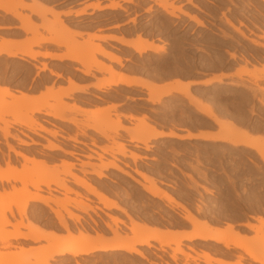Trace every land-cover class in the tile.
Instances as JSON below:
<instances>
[{"label": "rangeland", "instance_id": "obj_1", "mask_svg": "<svg viewBox=\"0 0 264 264\" xmlns=\"http://www.w3.org/2000/svg\"><path fill=\"white\" fill-rule=\"evenodd\" d=\"M179 1L180 4H177L176 0L168 2L172 6L171 8H173L176 22L167 21L162 15H159V17L155 16L157 21L161 23V27L164 25L165 29H168L167 34L171 36L173 34L172 30H175L174 38L170 37L169 39V42L172 43L173 46V57L171 61L165 59V67L171 70L177 69L185 75H188L190 79H193L196 76H201L202 74H200V72H206L208 70L230 71L235 64H237L235 63L237 59L241 66H238L235 70L233 74L234 78L232 77L230 82L237 83L240 85L239 88L223 89L221 87L214 91H208L206 89V91H203L201 89H194V87H188V91L193 92V94L200 92L204 102H208L214 107L223 110L228 118L234 121L237 127L247 130L251 134H258V136L264 138V107H259V103L256 101L258 98L264 100V94L258 91V89L264 87V81L260 79L264 70V39L262 38L264 35V3L260 0ZM18 8L24 9V7L20 5L15 6L16 13L21 15L20 12L17 11ZM148 10L150 11L151 9L149 8ZM189 17L201 20L202 26H196ZM226 20H229L238 31L243 33L245 38L240 36L238 31L229 27L225 22ZM28 21L29 23L31 22L30 20ZM21 27H23L22 24ZM1 40L5 41L0 37V41ZM250 40L257 41L260 46H253ZM6 41L18 45L22 41L24 42V39L18 42ZM99 48L101 47L99 46ZM97 56L98 55H96V57ZM45 66L48 67L47 64H45ZM72 68L71 66L66 70L73 72ZM240 69L246 71V73H241L240 76H236L235 73ZM31 72V66L28 63L6 59L5 56H0V84L4 82L8 88L13 90L15 88L13 85V77H29ZM245 78L247 79L246 81L244 80ZM30 91L31 90H29V92ZM251 91L255 92V94L253 95ZM123 92L124 91H118V93ZM163 99L164 98L160 100V105L158 104L157 107L148 109L140 108L141 111L144 112L143 115L148 118L146 121H150L154 124L162 122L165 124L171 123L173 126L178 125L177 123L180 120L181 122L183 120V122L187 121V123L181 125V128H190L194 125L203 126L206 124H211L209 125L211 128L214 125L206 117L197 113L195 115L191 112L193 108L186 104L184 99L180 97H170L167 100H172L168 102V104L164 103ZM47 102L48 104L53 103L50 99ZM163 104H166L167 107H163ZM44 109L48 110L49 107L46 106ZM18 111L20 110H13V112ZM112 113L116 114L114 112ZM70 115V117L79 120L80 123H85L82 113L73 112L70 113ZM79 115L82 117L79 118ZM38 116L39 115H35L32 117L36 124L42 126L36 118ZM112 116L113 115L110 116V120H114ZM3 118L11 120V116L9 115L3 116ZM0 126H2V123H0ZM12 127L15 126L12 125ZM79 128L83 132L86 130L83 126ZM115 138L113 142L121 141L124 143V140L121 139L118 134L115 135ZM107 142L109 145L101 149H106L107 151L110 147H114V145H111V142ZM151 142L152 141L149 140L147 145L157 147L158 151L164 154L160 156L162 160L155 165V167L149 166L146 167V169L139 167L138 164L136 165V160L133 170L136 169L151 175L156 180V186H162L161 188H163V190L165 189L166 192L174 196L178 202L185 208H188L198 219L206 220L213 226L218 227L232 225L233 230H235L236 228L234 225L236 224L248 223L258 216L264 218V164L252 151L242 150V148L232 149L228 145H223L221 147L201 141L160 142L159 144ZM262 146L264 147V142ZM124 149L126 150V146ZM150 149H152V147H150ZM102 153L109 154V152ZM127 153H129V151L126 150L125 154ZM137 155L141 156V153ZM117 156L118 155L111 157V160L103 159V162H116V165L122 170L132 173L128 163L122 165V163L117 161ZM158 156L155 154L156 158ZM249 160L258 164L262 168V172H254L253 164ZM153 161L156 162V159H153ZM88 166L91 169L90 172L97 170L95 166ZM63 168L64 167L61 166H54L53 171L55 174H59V178L63 179L61 182L71 191L67 192L56 186H50L49 190L46 189L47 193L42 191L43 189L45 190L44 187H41L40 189L42 190L36 192L50 198L64 199L63 196H54L56 193H53L52 189L62 191L66 196L64 205L65 210L72 215L71 220L80 227L79 232H84L85 229L80 225V222L83 220L82 212L73 208L75 207L73 203L74 201L81 200L90 205V203H92L90 199L91 196L80 186L71 188L66 181L67 177L70 178L71 176L61 175ZM10 169L18 172L15 167L10 166ZM47 169L49 172H47ZM43 170V173L46 172L52 175L50 174L52 173V171H50L51 168L45 167ZM113 173L117 175L116 178L111 176ZM103 174L105 177L101 180H86V182L98 186L101 189H111L112 194L106 192L107 195H104L109 200H114L113 202L116 201L115 203L123 210H118V214L121 213L126 215V212L130 211L134 214L136 220L150 222L161 227H181L186 229L190 226L179 216H176L177 219L174 218L167 209H163L160 204L150 200L148 194L132 186L131 184L134 183L129 178L111 169H107ZM71 178L73 180L74 176ZM108 179H115L116 184L111 185ZM158 181H162L165 184H160ZM193 183H196V186ZM11 185L20 188L17 182L2 183V185L0 184V191H11ZM203 188L209 190L211 195L205 193ZM78 190H82L84 193ZM30 192L35 193V190L30 189ZM49 206L51 208L57 207L55 204H49ZM10 209L12 215L7 214L10 225L4 228L5 235L15 233L13 226L20 222V218L11 204ZM26 209V217L21 220L24 226L27 225V221L39 227L49 221L50 217L47 214V208L43 205L32 203L27 206ZM67 216V214H64L65 218ZM75 217L78 218V221ZM107 218L110 222L107 224L113 229L114 227L112 226L111 219L121 220L115 213H111V216H107ZM67 220L68 219H66V222ZM54 221L56 222L55 219ZM67 228L70 231L68 223ZM117 229L118 227L115 228L116 232ZM236 231L248 238L253 236V232L245 228H241L240 230L237 228ZM20 232L29 233L25 228L20 229ZM38 243L45 244L43 240H39L38 242L24 240L7 241L6 243L0 242V253L16 254L20 252L19 248H21L28 254H31L38 248L34 247V244ZM199 243L200 242H198V244ZM255 243V241L249 240L246 244L254 245ZM218 246L220 248H214L210 245H207V247L189 245V248H193L194 250L195 248H200L215 255H221L222 245ZM182 248L184 251H187L186 247L183 245ZM144 253L148 262L156 263L157 260H160L155 254L148 253L147 251ZM237 260L239 259L237 258ZM148 262L127 254L101 253L94 254V256H79L75 258L63 256L60 260L55 259L50 264H148ZM186 263L188 264V262Z\"/></svg>", "mask_w": 264, "mask_h": 264}, {"label": "bare ground", "instance_id": "obj_2", "mask_svg": "<svg viewBox=\"0 0 264 264\" xmlns=\"http://www.w3.org/2000/svg\"><path fill=\"white\" fill-rule=\"evenodd\" d=\"M156 1L158 2V6L165 12L167 16L175 18L173 8H171L172 6L169 3L162 0ZM260 1L264 3V0ZM0 8L6 12L12 13V16L15 19H22L19 14L14 12V7H5L0 4ZM41 14H43V12H41ZM189 19L192 20L196 26H202L201 20L194 17H189ZM225 22L229 27L238 31L229 20H226ZM59 26H61V23L56 20L51 23L50 26L46 27L45 30L49 32ZM22 30L25 33H30L32 38L20 43L19 45H16L12 42L0 44V56L3 55L9 59L27 62V59L33 60L39 55L38 52H32V47L39 46L41 44H50L63 47L65 50L64 54H46L45 56L50 58L54 57L58 60L66 59L78 64L80 68H74L73 70L82 75H90L92 70L107 73L109 78L99 81L94 86L95 89L105 91L110 89L112 86L140 85L147 90L148 101L151 104L159 105L162 98H169L172 96V94H177L182 99L186 100V103L189 106L193 107V113L195 115L196 113L202 115L209 119L214 125H216L217 132L212 134L194 133L189 130H185L184 132L180 130H173L182 129L179 128L181 126L178 125L172 126L173 129L167 132L157 131L154 124L146 122V119L148 118H146L144 115L137 119L131 115L124 116L129 120L135 119L137 121V125H135L133 128L125 127L120 121V116L112 113L115 109L114 105H98L93 111H89L83 110L75 104H66L63 101L64 98H68L75 91L83 90L81 88H77L75 84L69 80L68 83L71 87L69 92H54L52 88H46L42 98L40 99L31 97L29 98L25 95L14 97L10 89L0 88V123H2V126H0V133L3 136V139L6 140L8 138H12L16 139L23 145H27V143L24 141L19 140L17 136L10 135L9 129L12 127V125L25 127L33 134H37L38 131H40L47 132L48 134L55 137L57 135L55 131H49L43 128L40 124H36L33 117L34 115L41 114L56 121L66 123L76 129H80L79 127L81 126L82 128L83 126L84 129L90 130L98 136L104 138L106 141L111 142V145H114V147H110L107 151L106 149H101L102 152H109V154H106L110 157H114L115 155L123 158L128 157L133 162L141 159V156L132 152L125 154L126 150L124 149L125 144L123 142H113L115 135H117L118 132H122L128 137V141L131 144H134L135 146H137V144H141L142 149L144 150H149L151 147V145H147L149 140L156 141L159 137L175 142L196 140L206 143H214L215 145H219L221 147L223 145H228L232 149L242 148V150L252 151L254 155L257 156V158L260 159L264 164V147L262 146L264 142L263 137L251 134L249 131L237 127L234 121L228 117L226 119H222L218 112L214 110L212 104L202 100L200 92L193 94V92L188 91L189 85L200 86L202 87L201 89L203 91H214L215 89H219L221 87L223 89H237L240 87V85L237 83L222 82L220 77H215L208 82L192 81L184 83L177 80L164 86H156L153 83L147 81L139 82L138 79H130L117 74L115 70L112 69V67L105 66L104 63L97 60L95 55L97 54L103 57H108L117 64H121L120 59L115 58L103 49L98 48V45H94L91 42H77L73 40V33L68 30H65L64 32H61L60 30H54L51 32V36L49 38L36 35L33 25L29 22L26 23ZM238 32L240 36L245 38L243 33L240 31ZM262 38L264 39V35ZM250 42L253 46H260L255 40H250ZM130 47L137 54H141L146 49L152 48L151 45L146 44V42L140 39H138L134 44L130 45ZM160 50L165 51L164 48H160ZM46 69L47 68L45 65H42L41 68L35 67L36 76L38 75V72L45 71ZM49 73L54 77H59V74L51 70H49ZM241 73H246V71L240 69L235 74L236 76H240ZM260 79L264 81V70ZM258 91L264 94V87L258 89ZM251 92L253 95L255 94V92ZM49 99L53 101L52 104H48L47 101ZM171 100H168L164 103L168 104V102ZM256 101L259 103V107H264L263 99L258 98ZM46 106L49 107L48 110L44 109ZM162 106L167 107L166 104H163ZM14 109H19L20 111L13 112ZM73 112L82 113L85 123H80L79 120L68 116ZM6 115L11 116V120L4 119L3 116ZM111 115H114V120L109 119ZM183 121L181 122L182 124L187 123V121ZM68 140L79 142L75 137L68 138ZM30 143L33 145L35 144L33 141ZM6 146L9 151L21 157L23 164L18 172L11 170L9 164H6L5 169L0 168L1 185L2 183L10 182H17L20 185V188H16L11 185V191L9 192H5L4 190H2V192L0 191V242L6 243L7 241L17 240L38 242L39 240H43L45 244L38 246V248H36L31 254H28L21 248H19L20 252L16 254L0 253V264H50L55 259L60 260V258L63 256L75 258L79 256H88L101 253H114L122 255L127 254L148 262L144 253L145 251L139 248L144 247L148 250H160L154 248L151 245V242L157 243L159 248L164 247L170 249L172 252L170 256L172 261H176L177 256H184L188 260H191L193 264H198L199 258L202 259L205 264H227L219 259L212 258L207 253H203L198 258L191 257L182 248V241H201L203 243L210 244V246L214 248L219 247L218 244L222 245L225 249L234 248L243 252L252 262L264 264V218L258 216L255 218L256 224H243V227L253 232V236L251 237L252 239L240 234L236 230H233L232 225H226L222 229L217 228L206 220L198 219L189 211L188 208H185L180 202H178L174 196L170 195L162 188L156 186V180L151 175L140 172L136 169L132 170V173L126 172L117 166L116 162L113 163L108 161V163H104V158L102 155H96L100 163L98 165H92L95 166L97 170L89 172L91 175L96 177L98 180H101L105 177L103 172L107 169H111L122 176L129 178L134 184L140 186L143 192L152 198L165 201L169 210L172 208H179L182 211L179 217L190 225V231L178 233L167 228L161 231L129 218L130 224L128 230L131 234L130 237L125 236L120 238L116 234L117 232L115 228L118 227V224H123V222L118 219H111L114 229L110 225L105 224V228L113 234L112 239H106L99 233H96L94 237H91L85 231L79 232V234L74 237L67 228L66 219L71 220L72 215L64 208L66 199L65 194H63L64 199H55L36 192L40 191L41 187L49 190L50 186H56L57 188L64 189L67 192L71 191L61 182L63 179L59 178V174L54 173L53 166L50 167V171H52L50 174L52 175H49L46 172L43 173V169L46 167L44 163L35 162L33 159L27 158L24 155L15 152L8 144ZM47 148L50 150L59 149L52 143H49ZM249 161L253 164L254 172H262V168L258 164L253 163L251 160ZM61 167L65 168V170L63 168V172L61 171V175H71L70 169L73 167L72 164L63 163ZM47 172H49L48 169ZM134 175L139 177L143 183L138 181ZM158 182L160 184H164L162 181ZM73 183L83 188L88 195L96 198L105 209L123 211L115 202L109 200L104 194L98 191L94 185L87 183L86 179L74 176ZM193 184L196 186V183ZM30 189H34L35 193L30 192ZM52 191H54V189H52ZM203 191L211 195L209 190L203 188ZM32 203L41 204L45 208L49 209V212L56 220L57 225L66 231V236L61 237L53 233L45 234L39 226L28 221L27 225L24 226L21 220L25 219L27 210L26 208ZM10 204L15 208L20 218V222L13 226L15 233L5 235L4 228L10 225L7 214L12 215ZM49 204H55L57 207L51 208ZM73 204L75 205L73 208L78 209L80 212L85 214L92 210L90 205L81 200L74 201ZM62 211L63 213L65 212L64 214L68 215L66 218L64 217ZM75 219L78 221L77 217H75ZM22 228L27 229L29 233H21L20 229ZM249 240L255 241L256 243L254 245H247L246 243ZM186 250L189 252H194V249L189 248V246H186ZM237 257L239 260L243 259L240 255ZM148 264L157 263L148 262ZM185 264L187 263L185 262ZM236 264L241 263L238 261Z\"/></svg>", "mask_w": 264, "mask_h": 264}, {"label": "crops", "instance_id": "obj_3", "mask_svg": "<svg viewBox=\"0 0 264 264\" xmlns=\"http://www.w3.org/2000/svg\"><path fill=\"white\" fill-rule=\"evenodd\" d=\"M162 1L168 3L169 1H173V0H162ZM176 1L177 4L180 2L179 0ZM0 4H2V6L5 7L12 6L15 8L16 5H20L24 7V9H20V8L17 9V11L20 12L21 14L20 16L22 17V19H15L12 16V13L6 12L0 8V37L5 40V41L1 40L0 44L9 42L6 40L18 42V41H22L23 39L24 41L31 39L32 35L30 33H25L22 30V28L26 25V23L29 22L28 20L32 22L30 23L34 27L35 34L41 35L42 37L49 38L51 36V32H53L54 30H60L61 32L68 30L73 33V40L77 42H87V41L91 42L94 45L100 46L101 49L108 52L110 55L114 56L115 58L120 59L121 64H117L108 57H103L98 55L97 58L96 57L97 54L95 55L97 60L104 63L105 66L112 67V69L115 70L117 74H120L130 79H138L139 82L147 81L153 83L156 86H164L168 83L177 80L184 83L185 82L188 83L192 81L208 82L209 80L215 77H220L222 82L231 83L230 81L233 77L235 70L238 68V66H241V64L236 59L235 63L237 64H235V66L230 71L208 70L206 72L205 71L200 72V74L202 75L196 76L193 79H190L188 75H185L183 72L177 69H172V70L167 69L165 67V59H167V61H171L173 57L172 56L173 46L172 43L169 42V39L170 37L174 38L175 30H172L173 34L171 36L170 34H167L168 29L166 30L164 25H162L161 27V23L157 21L155 16L159 17V15H162L163 18H166L167 21H173V22H176V19L167 16L165 12L158 6V2L156 0H0ZM149 8L151 9L150 11L148 10ZM14 12L16 13L15 9ZM41 12H43V14H41ZM56 20L61 23V26L56 27L49 32L46 31L45 28L50 26L51 23H53ZM21 24L23 27H21ZM138 39L146 42V44L148 45H151L152 48L146 49L141 54L135 53L130 47V45L134 44ZM32 48H33L32 52H38L39 55L36 56L33 60L27 59L26 63H28L31 66V70H32L31 75L29 77H18V78L14 76L13 85L15 88L13 90L11 88H8L4 82L0 84V88L10 89L14 97H20V95H25L29 98L31 97V98L40 99L42 98V95L44 94L46 88H52L54 92L56 91L69 92L71 90V87L68 83L70 80L75 84L77 88H81L83 90L73 92L68 98H64L63 101L77 100V99L83 101H90L92 99V96L106 95L107 98H105L106 99L105 102L101 104L83 105L80 106V108L83 110L93 111L95 107L98 105L101 106L114 105L115 109L113 112L116 113V115L120 116V121L122 125L128 128H133L137 124V121L135 119L141 118L142 115L144 114V112H142L140 108L148 109L151 107L158 106V104H151L148 101L147 90L140 85L112 86L108 90L100 91L95 89L94 86L99 81L108 79L109 75L107 73L92 70L90 75L87 76L82 75L78 72H75L74 70L73 72L66 70L68 67L71 66L73 67L72 69L80 68L78 64H75L74 62L66 59L58 60L54 57L50 58L45 56L46 54L62 55L65 53L63 47H58L50 44H41L39 46H35ZM160 48H164L165 51H161ZM5 58L9 59L6 56ZM45 64L48 65V67H46L47 69L45 71L38 72V75L36 76L35 67L41 68L42 65ZM49 70L59 74V77H54L53 75H51L49 73ZM244 80L246 81L247 79L245 78ZM189 87H194V89L202 88L196 85H189ZM29 90L31 91L29 92ZM118 91H124V92L118 93ZM179 97L180 96H178L177 94H172L171 96V98H179ZM167 99L168 98H164L163 101L166 102L168 101ZM184 101L186 103V100ZM213 108L215 111L218 112V114L222 119H226L228 117L223 110H220L214 106ZM128 115L133 116L135 119L129 120L124 117ZM68 116L70 117L71 115ZM81 117L82 116L79 115V118ZM146 122L150 124H154L150 121H146ZM55 123L58 125L66 124L59 121H55ZM177 124L178 126L183 125L181 123V120L178 121ZM209 125L211 124H206L203 126L195 125L190 128L173 129L172 128L173 125L171 123L165 124L162 122V123L154 124L157 131H163V132H167L173 129L175 131L180 130L183 132L185 130H189L194 133H212V134L216 133L217 132L216 125H213L211 128L209 127ZM68 129L70 128L68 127ZM88 133L87 135L90 136L93 135L91 134L92 133L91 131ZM118 134L121 137V139L127 141V144L129 146H126V150L132 153H137V154L141 153V159H139V161L138 160L136 161V165L138 164L139 167L145 169L146 167L149 166L155 167V165H157L162 160L160 156L164 154L158 151L157 147L151 146L152 149L149 148V150H144L142 149V145L134 146L133 144L128 142V137L124 133L118 132ZM68 135L69 138H74L72 137L71 132H69ZM80 141L83 142L84 139H80ZM190 141H196V140H190ZM153 142H156L154 144H159L160 142H175V141L159 137L156 141H152L151 143ZM105 146H108V143H103L102 145L98 146V148L87 146L88 150H85L87 156L94 157L95 160H83L81 163H79V165L75 166V168L80 171L84 170L90 172V168L88 167V165H93V164L98 165L100 163L96 155H102L105 160H111V157L109 155L104 154L101 151V148ZM43 152L49 154L48 152L45 151ZM155 154L159 156L156 158ZM117 157L122 164L128 163L130 169L133 170V166H135V163L131 159H129L128 157L126 158H122L120 156ZM153 159H156V162L153 161ZM72 172L77 173L75 171ZM134 177L138 181L143 183V181L139 177L135 175ZM90 178L93 181H98L91 176ZM131 185L141 190L140 186L136 184H131ZM95 187L98 191L102 192L105 195H107L106 192L111 190L106 188L101 189L98 186ZM159 187L161 188L162 186ZM54 190L56 192L53 191V193H56V195L54 194L52 195L57 197L63 196L62 191L58 189H54ZM42 191L46 192V189L45 190L43 189ZM91 197L90 199L92 203H90V207L92 208V210L88 211L86 214L81 213L83 221L80 222V224L85 229L87 234L90 235L91 237H94L96 233H99L106 239H112L113 234L105 228V224L110 223L107 216H111V213H115L120 217L121 221L123 222V224H118V229L116 234L120 238H123L125 236L130 237L131 234L128 230L130 224L129 218L136 220L134 214L130 211H127L126 215H123L121 213L118 214L117 213L118 210L116 211L115 209H105L97 201L96 198H94L93 196ZM148 197L150 200L160 204L163 207V209H167V211L170 212L174 218H176V216L181 215L182 211L179 210V208L176 209L172 208L169 210V208H167V203L165 201L152 198L151 196ZM47 214L50 217L49 221L45 222L40 227L43 230V232L45 234L53 233L57 236L65 237L66 236L65 230L57 225V223L54 221L53 216L50 214L49 209H47ZM91 221H93L96 226L93 225ZM136 221H139L140 223H144L152 228L161 231H163L166 228L178 233L190 231V226L187 227L186 229L181 227L169 228L165 226L161 227L157 224H152L150 222H145L142 220H136ZM67 223L70 228V232L72 233V236H77L78 232L80 231V227L74 221L69 219L67 220ZM248 223L256 224L255 218L253 221H250ZM243 224L246 223H240L234 225L236 228L235 230H237V228L239 230L243 228L241 227V225ZM215 227L222 229L225 226H221V227L215 226ZM193 243H198V242L182 241V245L184 247L192 245ZM42 244L43 243L34 244V247H38ZM151 245L154 248L160 250L157 251L155 249L148 250L144 247H140L139 249L157 255L160 258V260L155 259L157 260L156 261L157 264H185V262H188V264H193L191 260L186 259L184 256H177V260L172 261L170 258L172 252L170 249L164 247L159 248V245L155 242H151ZM223 250L224 249L221 250L222 251L221 255H217V254L215 255L211 252L202 249H195L194 252H189V251H185V252L188 253L193 258H198L203 253H207L212 258L219 259L227 264H235L238 261L241 264H257L255 262H252L240 250L234 248L226 249V251ZM239 255L242 256L243 258L242 260H237L238 258L237 256ZM88 256H94V254ZM198 264H205V263L203 262L202 259L199 258Z\"/></svg>", "mask_w": 264, "mask_h": 264}, {"label": "flooded vegetation", "instance_id": "obj_4", "mask_svg": "<svg viewBox=\"0 0 264 264\" xmlns=\"http://www.w3.org/2000/svg\"><path fill=\"white\" fill-rule=\"evenodd\" d=\"M105 98H107L106 95H100V96L98 95V96H92V99L90 101H83V100L77 99V100H68L64 102L68 105L75 104L78 107H80V106L89 105V104H101L105 102L106 100ZM36 118L38 119L39 123L42 124L43 128L49 131H55L57 135L53 137L47 132H40V131H38L37 134H33L30 131H28V129H26L25 127H17V126L11 127L9 129L10 135L17 136L19 140L27 143V145H23L16 139H12V138L6 139V143H5V139H3V136L0 133V168L5 169L6 164H9L10 166L15 167L17 170H20L23 164V161L19 155H15L14 153H12L11 151L7 149L6 145L9 143L8 145L11 146L15 152H18L19 154H22L27 158L29 157L30 159H33L35 162L44 163L46 167L50 168L52 166L53 167L62 166L63 163L72 164L74 167L70 169L71 175H67V176H71V177L75 176V177H79L82 179L85 176L84 179L88 181L92 180L90 178L91 176L95 178V180H97V178L91 175V173L83 170L84 172H86L84 173L83 171L76 169L75 166L79 165V163H81L83 160H95L94 157L87 156L86 151H85V150H88L87 146L98 148V146L102 145L103 143H108V142L104 138L98 136L92 131H91L92 132L91 134H93L92 136L87 135V133L90 132V130L86 129L85 132H83L81 129H76L73 126H69L65 123H64L65 125H58L55 123L56 120L50 117H46L41 114H39V116ZM68 127L70 129H68ZM69 132H71L72 137H76V140H78L79 142H73L71 140H68ZM80 139H84V141L82 142L80 141ZM31 141L35 142V144L34 145L31 144L30 143ZM49 143L56 145L59 149H56V150L48 149L47 147ZM124 144L125 146H129L127 144V141L125 140H124ZM43 151L48 152L49 154L44 153ZM72 171H75L79 174L73 173ZM111 176H113L114 178L117 177V175L114 173L111 174ZM71 177L70 178L67 177L66 181L68 182L71 188H75L77 185L73 183L74 179L72 180ZM108 181L111 185L116 184L115 179L113 180L108 179ZM78 191L82 192V190L81 191L78 190ZM54 192L56 191L54 190ZM108 192L112 194V190ZM91 222L93 225H95L93 221ZM241 227H243V225H241ZM196 242H200V243L199 244L194 243L192 245H201L204 247L205 246L207 247V245H209L201 241H196ZM222 249L226 251V249L223 246H222ZM157 258L159 257L157 256Z\"/></svg>", "mask_w": 264, "mask_h": 264}]
</instances>
